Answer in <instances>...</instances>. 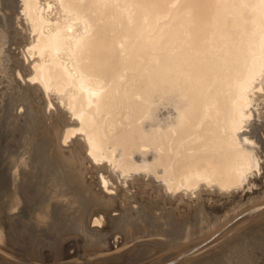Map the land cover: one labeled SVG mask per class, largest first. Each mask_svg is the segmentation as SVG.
Returning a JSON list of instances; mask_svg holds the SVG:
<instances>
[{
    "label": "bare ground",
    "instance_id": "obj_1",
    "mask_svg": "<svg viewBox=\"0 0 264 264\" xmlns=\"http://www.w3.org/2000/svg\"><path fill=\"white\" fill-rule=\"evenodd\" d=\"M0 264H264V0H0Z\"/></svg>",
    "mask_w": 264,
    "mask_h": 264
}]
</instances>
